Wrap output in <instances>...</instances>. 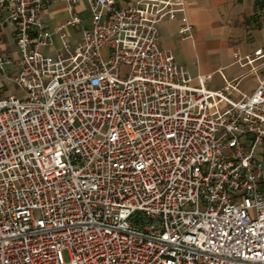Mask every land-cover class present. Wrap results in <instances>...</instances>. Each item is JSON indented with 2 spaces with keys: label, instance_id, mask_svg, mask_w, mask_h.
I'll use <instances>...</instances> for the list:
<instances>
[{
  "label": "built area",
  "instance_id": "1",
  "mask_svg": "<svg viewBox=\"0 0 264 264\" xmlns=\"http://www.w3.org/2000/svg\"><path fill=\"white\" fill-rule=\"evenodd\" d=\"M126 1L88 0L72 46L49 0H0L23 92L0 98V264H264V73L240 100L192 86L158 26L191 37L186 0Z\"/></svg>",
  "mask_w": 264,
  "mask_h": 264
},
{
  "label": "crops",
  "instance_id": "2",
  "mask_svg": "<svg viewBox=\"0 0 264 264\" xmlns=\"http://www.w3.org/2000/svg\"><path fill=\"white\" fill-rule=\"evenodd\" d=\"M118 5H127L126 0H117ZM186 14L192 27L191 37L179 33L181 14L176 18H165L159 23L161 45L171 51L176 61L185 66L193 76L192 86L199 85V76H211L208 89L223 88L227 82L236 86L231 96L240 100L251 94L258 85L259 75L264 73V58L253 65H242L236 58L255 56V51L264 52V0H186ZM74 11L81 18L78 25H68L71 17L69 0H49L41 18L52 30H60L67 40L76 46L83 30L91 26L88 0H77ZM6 11L0 7V57L11 61L7 73L0 71V98L11 95L23 96V92L11 80L20 69L21 54L16 42V25L4 21ZM45 54L57 55L63 51L60 33L51 46L43 47ZM245 61V60H243ZM252 68L258 70L255 73Z\"/></svg>",
  "mask_w": 264,
  "mask_h": 264
},
{
  "label": "rangeland",
  "instance_id": "3",
  "mask_svg": "<svg viewBox=\"0 0 264 264\" xmlns=\"http://www.w3.org/2000/svg\"><path fill=\"white\" fill-rule=\"evenodd\" d=\"M122 71H123V73L128 72V71H129V66H124V67H122ZM140 214H141V213H140ZM141 215H143V214H141ZM138 216H139V214L136 215L135 218H137ZM135 220H136V219H133V221H132L134 224L136 223ZM150 224H152V222L149 221V219L145 217L144 221L142 222V225H150Z\"/></svg>",
  "mask_w": 264,
  "mask_h": 264
}]
</instances>
